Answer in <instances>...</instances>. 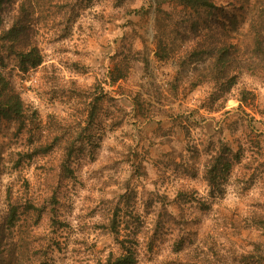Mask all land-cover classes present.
Returning a JSON list of instances; mask_svg holds the SVG:
<instances>
[{
  "label": "rangeland",
  "instance_id": "1",
  "mask_svg": "<svg viewBox=\"0 0 264 264\" xmlns=\"http://www.w3.org/2000/svg\"><path fill=\"white\" fill-rule=\"evenodd\" d=\"M213 1L4 0L0 95L23 115L0 116V264H104L121 241L136 264H264V0Z\"/></svg>",
  "mask_w": 264,
  "mask_h": 264
},
{
  "label": "trees",
  "instance_id": "2",
  "mask_svg": "<svg viewBox=\"0 0 264 264\" xmlns=\"http://www.w3.org/2000/svg\"><path fill=\"white\" fill-rule=\"evenodd\" d=\"M177 5L183 6L184 8L200 9L204 12H213L218 7L215 5L213 0H178ZM4 6V0H0V11ZM163 10H159L156 16V28L159 33V46L162 44V30H163ZM1 22V13H0ZM16 25H12L6 29L0 28V38L8 41L9 48L13 47V44L21 40V30L16 29ZM14 55L18 59V67L22 72H27L30 68L39 66L43 62V57L37 47H31L28 50L17 49L14 51ZM221 72V71H220ZM219 72V74H220ZM223 73V72H222ZM228 69L226 70V74ZM112 74V72H111ZM110 74V75H111ZM122 74L111 76V82H115L121 79ZM3 86L6 83L3 82ZM228 85H231L229 82ZM23 108L22 101L18 95L13 93L0 95V116L11 119L15 117L18 121H22ZM20 119V120H19ZM217 150L210 156L208 162V168L206 171V180L208 186L214 194H221L223 192V185L230 173L233 164V152L221 140L218 141ZM116 231V230H114ZM121 253L114 257H109L104 264H136L137 256L134 248V244L126 245L124 242H119Z\"/></svg>",
  "mask_w": 264,
  "mask_h": 264
}]
</instances>
